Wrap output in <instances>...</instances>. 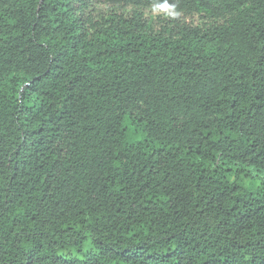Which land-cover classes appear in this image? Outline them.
Returning a JSON list of instances; mask_svg holds the SVG:
<instances>
[{
  "label": "trees",
  "instance_id": "16d2710c",
  "mask_svg": "<svg viewBox=\"0 0 264 264\" xmlns=\"http://www.w3.org/2000/svg\"><path fill=\"white\" fill-rule=\"evenodd\" d=\"M0 264H264V0H0Z\"/></svg>",
  "mask_w": 264,
  "mask_h": 264
},
{
  "label": "rangeland",
  "instance_id": "374dc122",
  "mask_svg": "<svg viewBox=\"0 0 264 264\" xmlns=\"http://www.w3.org/2000/svg\"><path fill=\"white\" fill-rule=\"evenodd\" d=\"M104 12H110L112 10H116L118 12H131L133 8L131 6L128 7H113V6H107V5H102V6H97ZM144 13L146 17L151 21L156 27L162 23L164 19H169V17L177 16L178 18L190 22V23H202V19L199 16L195 15H188L184 13H176L172 10H166L162 8H155V7H150L144 9Z\"/></svg>",
  "mask_w": 264,
  "mask_h": 264
}]
</instances>
